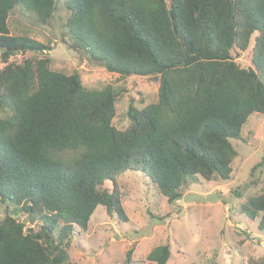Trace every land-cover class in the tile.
Instances as JSON below:
<instances>
[{"label":"trees","instance_id":"16d2710c","mask_svg":"<svg viewBox=\"0 0 264 264\" xmlns=\"http://www.w3.org/2000/svg\"><path fill=\"white\" fill-rule=\"evenodd\" d=\"M58 5L71 48L158 82L156 101H129L124 128L113 125L122 89L85 87L79 71L52 69L50 43L10 32L15 8L45 25ZM0 60V264H77L69 245L97 205L127 219L118 174L140 172L169 203L188 181L230 179L229 138L264 113V0H0ZM261 166L264 148L250 171ZM237 212L264 230V186ZM169 255L166 243L146 259Z\"/></svg>","mask_w":264,"mask_h":264},{"label":"rangeland","instance_id":"374dc122","mask_svg":"<svg viewBox=\"0 0 264 264\" xmlns=\"http://www.w3.org/2000/svg\"><path fill=\"white\" fill-rule=\"evenodd\" d=\"M66 15V9L58 5L50 23L44 25L32 12L21 13L15 8L9 15V30L50 43L52 48L46 54L52 58V69L66 74L79 71L85 87L112 84L122 89L113 125L124 128L129 101L139 107L156 101L158 82L146 76L119 77L102 62L71 48L63 38ZM236 61L248 65L245 55ZM3 64L0 60V66ZM229 139L236 151L230 179L188 181L176 202H167L140 172L118 174L127 219L109 215L104 205H97L86 231L71 240L70 260L77 264H155L146 259L147 253L166 243L170 249L166 264H246L249 257H264V230L257 228V219L247 223L237 212L243 198L264 186V166L250 171L263 156L264 113H252L241 136ZM103 186L110 189L111 181ZM128 249L130 261L126 262Z\"/></svg>","mask_w":264,"mask_h":264},{"label":"built area","instance_id":"2783aa9c","mask_svg":"<svg viewBox=\"0 0 264 264\" xmlns=\"http://www.w3.org/2000/svg\"><path fill=\"white\" fill-rule=\"evenodd\" d=\"M25 53H22V52H17V53H14V54H11L10 57L8 58V61H11L13 58H20L18 62H20L23 58Z\"/></svg>","mask_w":264,"mask_h":264},{"label":"water","instance_id":"95a60500","mask_svg":"<svg viewBox=\"0 0 264 264\" xmlns=\"http://www.w3.org/2000/svg\"><path fill=\"white\" fill-rule=\"evenodd\" d=\"M105 65V62H102Z\"/></svg>","mask_w":264,"mask_h":264}]
</instances>
